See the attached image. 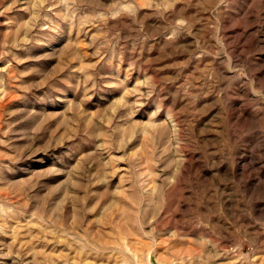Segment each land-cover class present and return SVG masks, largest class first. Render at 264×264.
I'll use <instances>...</instances> for the list:
<instances>
[{"label":"rangeland","instance_id":"rangeland-1","mask_svg":"<svg viewBox=\"0 0 264 264\" xmlns=\"http://www.w3.org/2000/svg\"><path fill=\"white\" fill-rule=\"evenodd\" d=\"M0 264H264V0H0Z\"/></svg>","mask_w":264,"mask_h":264}]
</instances>
